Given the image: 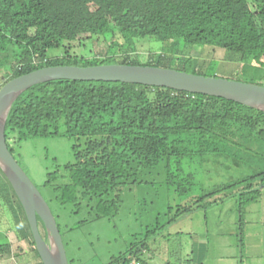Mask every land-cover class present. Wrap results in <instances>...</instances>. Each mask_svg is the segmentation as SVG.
<instances>
[{
    "label": "trees",
    "instance_id": "1",
    "mask_svg": "<svg viewBox=\"0 0 264 264\" xmlns=\"http://www.w3.org/2000/svg\"><path fill=\"white\" fill-rule=\"evenodd\" d=\"M116 36L119 46L125 47L118 57H70V44L63 46L96 37L111 48L118 45ZM151 41H179L185 49L221 48L240 62L236 79L228 80L262 86L264 0H0V88L16 77L55 66L140 65L204 76L201 62L192 63L186 53L160 54L139 63L136 45ZM61 48V56L46 55ZM190 62L195 66L188 72ZM57 136L72 142L73 162L61 168L62 175L57 170L46 174L42 187L50 190L58 205H74L75 214L82 205L86 209L92 205L94 218H102L107 204L116 205L103 202L104 197L114 194L117 200L126 184H137L140 172L172 162L178 166L185 158H225L248 171L197 200L202 204L203 198L223 191L225 198L227 192L237 195L240 229L243 208L264 193V112L222 98L71 80L35 84L19 94L5 120L9 153L28 138ZM0 176V194L9 204L13 227L5 233L12 232L27 246L26 251L20 245L11 254L9 241L0 239V264H42L21 205L1 171ZM58 177L63 182L55 183ZM181 183L186 187L181 192L192 185L184 179ZM200 204L181 207L178 213L184 215ZM36 221L45 240L44 227ZM239 238L241 248L240 234ZM149 250L142 240L107 264H148L143 257ZM192 253L191 248L186 264H193Z\"/></svg>",
    "mask_w": 264,
    "mask_h": 264
},
{
    "label": "rangeland",
    "instance_id": "2",
    "mask_svg": "<svg viewBox=\"0 0 264 264\" xmlns=\"http://www.w3.org/2000/svg\"><path fill=\"white\" fill-rule=\"evenodd\" d=\"M115 41L118 45L111 48L109 42L96 37L82 44L64 42L63 46L70 44V57L101 59L105 55L124 54L125 47L119 46L118 36ZM182 45L179 41L138 44L136 58L145 64L160 54L186 53L192 63L201 62L202 75L236 79L235 71L240 66L236 55L208 45L186 49ZM62 52L63 48L48 50L46 55L57 57ZM191 62L186 65L188 72L195 66ZM260 84L264 86V75ZM71 146L72 142L63 136L28 138L13 146L11 154L55 216L69 264H107L142 240L150 249L143 257L149 264H186L194 245L202 254L201 264H264V193L243 208L241 229L234 193L227 192L229 196L225 198V191L216 192L203 198L202 204L197 202L212 188L248 173L235 162L213 156L201 160L185 158L178 166L172 162L145 169L136 176L137 184L124 186L117 200L114 194L103 198V202L114 201L116 205L107 204L105 216L96 219L92 205L87 209L82 205L75 214L74 205H58L50 190L42 187L46 174L57 170L62 175L61 168L73 162ZM181 179L192 184L183 192L179 189L186 187ZM61 182L58 177L55 183ZM2 197L0 194V239L5 237L9 241L11 254L17 253L20 245L26 251L27 246L16 241L12 232L5 233L13 227L9 204ZM192 204L200 205L188 208L184 215L178 213L181 207ZM29 254L27 251L23 257L27 259Z\"/></svg>",
    "mask_w": 264,
    "mask_h": 264
},
{
    "label": "water",
    "instance_id": "3",
    "mask_svg": "<svg viewBox=\"0 0 264 264\" xmlns=\"http://www.w3.org/2000/svg\"><path fill=\"white\" fill-rule=\"evenodd\" d=\"M55 80L111 82L164 88L222 98L264 112L263 86L150 66L109 64L83 68L45 67L4 84L0 88V171L21 205L42 264H67L61 236L45 200L9 153L5 144L4 127L9 109L19 94L35 84ZM36 218L44 227L45 240L38 232Z\"/></svg>",
    "mask_w": 264,
    "mask_h": 264
},
{
    "label": "crops",
    "instance_id": "4",
    "mask_svg": "<svg viewBox=\"0 0 264 264\" xmlns=\"http://www.w3.org/2000/svg\"><path fill=\"white\" fill-rule=\"evenodd\" d=\"M192 251H193V253H192V260H193V264H201V257H202V254L201 253H199V251H198V249H197V247H196V245H194L193 246V248H192ZM151 256V255H150ZM149 264V263H148Z\"/></svg>",
    "mask_w": 264,
    "mask_h": 264
},
{
    "label": "built area",
    "instance_id": "5",
    "mask_svg": "<svg viewBox=\"0 0 264 264\" xmlns=\"http://www.w3.org/2000/svg\"><path fill=\"white\" fill-rule=\"evenodd\" d=\"M129 264H139V263H137V262H135V261H132V262H130Z\"/></svg>",
    "mask_w": 264,
    "mask_h": 264
}]
</instances>
